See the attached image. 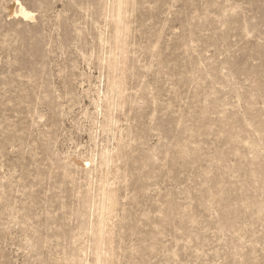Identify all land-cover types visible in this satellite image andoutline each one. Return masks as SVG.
<instances>
[{
  "label": "rangeland",
  "instance_id": "rangeland-1",
  "mask_svg": "<svg viewBox=\"0 0 264 264\" xmlns=\"http://www.w3.org/2000/svg\"><path fill=\"white\" fill-rule=\"evenodd\" d=\"M0 264H264V0H0Z\"/></svg>",
  "mask_w": 264,
  "mask_h": 264
},
{
  "label": "bare ground",
  "instance_id": "bare-ground-1",
  "mask_svg": "<svg viewBox=\"0 0 264 264\" xmlns=\"http://www.w3.org/2000/svg\"><path fill=\"white\" fill-rule=\"evenodd\" d=\"M20 14L25 18L29 17V13L25 12L24 10H21Z\"/></svg>",
  "mask_w": 264,
  "mask_h": 264
}]
</instances>
